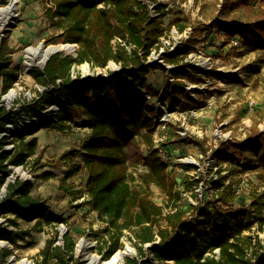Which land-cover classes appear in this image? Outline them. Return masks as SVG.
<instances>
[{"label": "trees", "instance_id": "trees-1", "mask_svg": "<svg viewBox=\"0 0 264 264\" xmlns=\"http://www.w3.org/2000/svg\"><path fill=\"white\" fill-rule=\"evenodd\" d=\"M154 2L155 16L144 0H50L47 14L60 33L47 37V44L75 43L78 47L76 55L56 53L50 56L44 68L31 69L30 73L38 83L53 86L54 95L47 92L46 96L31 105L30 110L35 116L43 118L44 127L64 130L81 119L83 126L88 128L79 147L65 151L58 158L68 167L59 187L78 198L84 197L82 192L86 191L79 206H88L104 223L103 230L108 236L106 247L100 248L104 259L110 258L121 247L122 237L129 230L133 233L129 238L137 247L139 256L128 258L127 264H155L145 248L146 243L151 244V253L156 258L171 260L172 264H264V250L260 249L263 247L262 240L257 237L254 241L244 234L252 227V217L263 218L264 190L252 194L250 207H235L233 182L223 183L229 176L225 173L214 181V186L219 188L217 196L207 200L205 205L193 208V217L186 216L182 194L169 174L168 163L161 159L155 147L156 107L149 106L144 95L131 93L122 81L123 76L131 74L133 79L144 84L152 69H165L162 65L147 63L165 32L163 18L166 11L158 0ZM223 7L224 16L233 10H243L254 18L257 33L245 28L248 43L264 45L263 7L252 6V0H224ZM176 23L179 31L185 29L179 19ZM219 26L227 35L236 34L241 27L235 22H232L230 31L221 22ZM201 32L198 30L178 43L175 53L165 56L166 61L178 65L196 50L197 36ZM116 38L121 40L114 43ZM10 52L12 49L8 42H1L2 93L15 86L20 75L17 67L10 69ZM110 60L121 65L120 72H110L105 78L81 79L72 76L75 65L87 62L93 67H106ZM175 75H185L190 80L202 79L195 71L184 72L179 66ZM164 83L172 105L179 102V96L188 99L186 83L179 81L180 86L175 87L168 75ZM46 97L51 104L57 97L59 103L57 113L49 111L55 118L50 122L42 112L46 108L42 105ZM19 115L16 110L0 106V193L3 186L7 188V195L3 198L0 195V219L4 216L6 220V223L0 220V240L11 245H17L33 232L43 231L45 225L64 220L62 216L44 210V219H37L32 227H21L18 221L20 217L29 219L28 209L39 207L43 201L31 194L30 181H8L11 166L25 167L30 163L31 170L38 171L52 164V161L44 159L42 152H37V136L29 141L22 137L14 142L13 149H6L11 143L7 131L10 125L15 129L20 127ZM178 135L179 140L203 146L204 141L194 136ZM261 144L260 140H250L231 146L244 156L246 150L256 149L257 152ZM223 151L224 155L218 158L220 161L231 156L226 148ZM141 164L147 168L143 173L147 185L161 188L168 199H172L176 210L165 212L164 206L157 203L150 192L132 186V169ZM259 167H264V153L260 155ZM238 170V167L234 169ZM82 171L88 173L85 186L72 189L74 184L69 182L70 178ZM51 175L44 172L42 177L48 179ZM192 184L189 182L188 186ZM196 213L202 217L200 221L194 218ZM56 232L40 250L42 262L85 264L75 256L76 241L71 232L68 230L63 234V244H56ZM11 253V247H1L0 264H6Z\"/></svg>", "mask_w": 264, "mask_h": 264}, {"label": "rangeland", "instance_id": "rangeland-1", "mask_svg": "<svg viewBox=\"0 0 264 264\" xmlns=\"http://www.w3.org/2000/svg\"><path fill=\"white\" fill-rule=\"evenodd\" d=\"M144 1L154 6L155 9L154 0ZM158 2L166 11L163 18L165 32L160 39L159 46L154 48L149 55L147 63L159 64L165 69L162 67L152 69L147 74L144 84L133 79L131 74L123 76L122 81L134 95H144L149 106L156 107L157 113L158 94L162 90L166 91L165 76L168 75L175 87L180 86L179 81L186 83L188 99H182V96H179V102L173 105L171 99L168 101L166 99L168 111L163 121L166 124L159 125L155 121V146L158 141H161L172 157L169 159V154L164 152L166 159L170 160L169 162L175 161L177 167L185 157L191 156L196 159L198 166L189 165L190 167L186 169L190 173L197 171L200 173V178L204 176L206 178L209 175L211 165L219 166L229 175L223 183L233 182L236 195L233 205L250 207L252 194L255 191L264 190V167H259L260 155L264 153V45H250L249 36L245 33V28H250L257 33L255 20L243 10H233L224 16V0H158ZM49 4L50 0H0V45L1 42H8L12 49V52L8 54L11 60L10 69L17 67L16 69L20 72L15 86L7 93H2L0 90V106L16 110L21 119L19 128L9 126L7 134L11 143L6 146V149H13L14 142H18L22 137L29 141L37 136L39 141L37 152H42L44 159L52 161L51 165L38 171H32L30 163L25 167L22 166L29 175V179L17 171L19 166H11L12 171L8 176V181L17 179L30 181L31 194L43 201L39 207L28 209L29 219L18 218L21 227H32L37 219H44V210L56 213L64 220L45 225L43 231L33 232L25 240H20L17 245L0 240V248L9 246L12 249L6 264H28L26 261H31L32 264H44L40 250L44 247L46 240L54 237L57 231L56 244H63V234L69 230L76 241L75 256L82 259L85 264H100V261L106 260L100 251L101 247H106L105 242L108 238L103 230L104 223L88 206H79L86 191L82 192L84 197L78 198L59 187L60 180L68 167L67 163L58 158L65 151L79 147L88 128L83 126L81 119L75 120L70 127L64 130L44 127L43 118L35 116L30 110L31 105L42 96H46L47 92L54 95L52 85L38 83L30 73L32 68H44L47 62L46 60L43 65L40 62L41 48L67 44H47L46 42L47 37L60 33L47 14ZM252 6L264 8V0H252ZM154 11L151 8V12L156 15ZM176 19L186 26L183 31H179ZM219 22L223 23L229 31L232 22L239 23L241 27L236 34L227 35L226 31L219 26ZM198 30L202 32L197 36L196 50L185 56L178 65L167 62L165 56L173 55L176 45ZM228 36H230L229 41H227ZM77 47L76 44L73 51L62 50L58 53L76 55ZM28 56L32 58L29 63L28 58L30 57ZM177 66L181 67L184 72L195 71L202 79L190 80L185 75L176 77ZM120 71L121 65L113 60H110L106 67H93L85 62L74 66L72 76L81 79L105 78L110 72ZM13 89L18 92L8 97V93ZM54 100L55 102L51 104L46 97L42 102V105L46 107L42 110L44 118L49 122L55 120L52 113H57L59 109L58 98L54 97ZM49 111L52 113L49 114ZM34 123H40V125L35 127ZM179 129L186 131V135L180 134ZM178 134L182 137L194 136L204 141L203 146L179 140L181 138ZM250 140L261 141L262 144L257 152L256 149L246 150L245 155L242 156L235 147L231 146L236 143L244 144ZM224 148L231 156L220 161L218 158L224 155ZM234 158L236 160H233ZM237 161L240 163L237 164ZM177 167L172 170L170 167L168 170L170 176L176 181V189L183 193V205L186 207L191 201L197 203L200 197L192 191V185L188 186L189 182L184 183L187 176ZM237 167L239 170L234 171ZM146 169L144 164L132 169L134 177L131 182L132 186L150 192L153 199L164 206L165 212L173 211L176 207L172 199H168L166 193L158 186L154 184L149 186L144 181L143 173ZM44 172L52 173L51 177L48 179L42 177ZM84 172L70 178L69 182L74 184L72 189L77 190L84 187ZM202 184V198L210 197L214 191L209 200L214 199L219 188L209 187L210 185L205 180ZM0 195L1 198L7 195L6 186L2 187ZM38 209L40 211L36 213ZM187 209L189 212L186 216L192 211L189 206ZM0 220L6 223L4 216ZM251 220L253 221L252 227L245 230L244 234L251 236L254 241L259 237L263 244L260 249L264 250V214L263 218L256 216ZM130 235L133 233L127 230L121 240V247L128 242L133 248V253L126 257L124 264H127L128 258L139 256L137 247L129 238ZM82 240H84L83 246L78 249V244ZM150 247V243L145 244L155 264H172L171 260L156 258L151 253Z\"/></svg>", "mask_w": 264, "mask_h": 264}, {"label": "built area", "instance_id": "built-area-1", "mask_svg": "<svg viewBox=\"0 0 264 264\" xmlns=\"http://www.w3.org/2000/svg\"><path fill=\"white\" fill-rule=\"evenodd\" d=\"M148 6H149V8H150V10H151V8H153V10H155L154 9V6H151L150 4H148ZM155 12V11H154ZM153 14V13H152ZM154 15V14H153ZM155 16V15H154ZM116 40H121V39H114L113 40V42L115 43L116 42ZM125 43V42H124ZM131 48V46H129V49ZM167 96V94H166V91L165 90H162V91H160L159 92V94H158V107H159V109H158V113H157V115H156V117H155V121H157V123L159 124V125H163V124H166V122H163L164 121V115H166V113H167V111H168V97H166ZM166 99H167V101H166ZM178 132L180 133V134H182L183 136H185L186 135V131H183V130H181V129H179L178 130ZM172 133V132H171ZM171 135H173V134H171ZM154 142H155V135H154ZM156 143V142H155ZM158 150H159V155L161 156V158L166 162V163H168V168H170V170H172L174 167H177V166H175V161H171V162H169L170 160H167L166 158H167V156L165 155V153L167 152V154H169L168 153V151L166 150V147L164 146V145H162V142L161 141H158V144H156V146H155ZM165 152V153H164ZM169 156H170V154H169ZM170 158H172L171 156L169 157V159ZM214 163L216 162L215 161V159H214V161H213ZM193 166V167H197L198 166V162H197V160L196 159H194L193 157H185L184 159H183V162L182 163H180V165L178 164V169L179 170H182V171H184V174H185V176H187V178H186V180L184 181V183L185 182H192L193 184H192V187H191V189H192V191L195 193V195L197 196V197H200L199 198V201L197 202V203H194V202H188V204H187V206H189L191 209H192V211H191V213H189V214H187L188 216H192L193 217V208H195V207H201V206H203V205H205V202L207 201V200H209L210 198H211V196L213 195V193H214V191L212 192V194L210 195V197L208 196V197H206L205 198V196L202 198V189H203V184H202V181H204L205 180V182H207V184L208 185H210L209 187H211V188H213L214 189V181H216V180H219L220 179V177H221V175L222 174H225L226 173V171H224V170H222L219 166H217V165H211L210 166V173H209V175L208 176H206V178H205V176L204 177H202V178H200V173H197V171H195V172H193V173H190L189 171H187V169H186V167H190V166ZM211 188H209V190L211 189ZM181 191H182V189H180ZM184 190V189H183ZM181 194H183V193H181ZM181 201L183 202V199H181ZM187 206H186V211H187V213L189 212L188 211V209H187ZM184 207H185V205H184ZM177 209V207L174 209V210H176ZM194 218L195 219H197V220H201L202 219V217H200L197 213L194 215ZM216 251H218V249H216Z\"/></svg>", "mask_w": 264, "mask_h": 264}, {"label": "bare ground", "instance_id": "bare-ground-1", "mask_svg": "<svg viewBox=\"0 0 264 264\" xmlns=\"http://www.w3.org/2000/svg\"><path fill=\"white\" fill-rule=\"evenodd\" d=\"M9 9V8H8ZM62 50H68V51H73L74 50V45L73 44H56V45H52L49 46L47 48H41L40 51V62L42 63V65L45 63L46 60H48V58L55 54L58 53ZM30 57V56H28ZM31 57L28 58V63L31 62ZM206 69V68H205ZM18 91L13 89L12 91H10L8 93V97H11L12 95H15ZM40 123H34V126H39ZM32 129V128H31ZM17 171L23 175L24 177L29 179V175L26 173V171L24 170L23 167L19 166L17 167ZM40 209L36 210L35 212L39 213ZM64 229V228H63ZM62 229V230H63ZM84 243V240H82L79 244H78V249L81 248V246H83L82 244ZM133 253V248L131 247V245L126 242L125 245L123 247H120L110 258L104 260V261H100V264H124V261L126 259L127 256L131 255ZM26 263L28 264H32L31 261H26Z\"/></svg>", "mask_w": 264, "mask_h": 264}, {"label": "crops", "instance_id": "crops-1", "mask_svg": "<svg viewBox=\"0 0 264 264\" xmlns=\"http://www.w3.org/2000/svg\"><path fill=\"white\" fill-rule=\"evenodd\" d=\"M79 158V156H77ZM87 171H85L83 174H84V177H85V181H84V186L86 184V181H87V177H88V173H86Z\"/></svg>", "mask_w": 264, "mask_h": 264}, {"label": "water", "instance_id": "water-1", "mask_svg": "<svg viewBox=\"0 0 264 264\" xmlns=\"http://www.w3.org/2000/svg\"><path fill=\"white\" fill-rule=\"evenodd\" d=\"M67 44H73L74 46L76 45L75 43H67ZM49 58H50V57H49ZM49 58H48V59H49ZM21 167H22V166H21Z\"/></svg>", "mask_w": 264, "mask_h": 264}]
</instances>
